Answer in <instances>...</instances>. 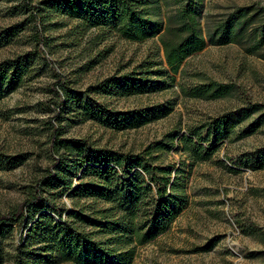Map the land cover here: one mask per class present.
<instances>
[{
  "label": "rangeland",
  "instance_id": "1",
  "mask_svg": "<svg viewBox=\"0 0 264 264\" xmlns=\"http://www.w3.org/2000/svg\"><path fill=\"white\" fill-rule=\"evenodd\" d=\"M41 1L0 0V33L15 30L0 47V62L18 59L24 66L16 87L7 92L4 87L0 94V213L30 198L40 182L46 213L66 218L76 204L94 218L93 210L109 204L71 199L60 193L62 187L43 184L53 166L60 159L73 167L84 160H106L113 151L148 152L153 164L171 169V177L179 170L186 205L165 233L136 246L130 264H264V44L256 52L247 51V43L208 44L182 62L169 88L124 95L110 92L106 80L142 71L149 81L156 80L155 70L165 67L159 36L126 40L115 28L89 26ZM187 1L157 0L149 9L167 24ZM192 4L205 32L236 7L264 6V0ZM39 33L41 49L35 45ZM215 84L224 91L214 90ZM63 86L85 92L82 102L60 104ZM201 86L209 88L199 96L190 94ZM89 105L105 113L143 111L148 121L124 127L130 121L117 125L123 116L90 118ZM166 106L170 113L157 117L155 112ZM224 117L232 127L225 120L211 125ZM183 136L210 153L196 159L183 149ZM159 144L164 147L157 149ZM76 145L83 146L82 152ZM71 172L76 184L79 171ZM13 228L2 240L3 264H13L15 249L29 237L23 223ZM107 237L93 235L102 241ZM27 246L36 247V240Z\"/></svg>",
  "mask_w": 264,
  "mask_h": 264
},
{
  "label": "trees",
  "instance_id": "2",
  "mask_svg": "<svg viewBox=\"0 0 264 264\" xmlns=\"http://www.w3.org/2000/svg\"><path fill=\"white\" fill-rule=\"evenodd\" d=\"M156 3L157 0H42L40 5L51 9L55 6L62 8L65 14L83 19L89 26L115 28L126 40L142 41L159 36L165 67L155 70L156 80L149 81L143 75L144 71L140 72L142 75L132 72L106 80V87L110 92L124 95L169 88L175 81L182 62L208 44L247 43L249 52L258 51L264 44V6H238L204 32L197 21L192 0H188L171 14L167 18V24L153 18L157 14L150 12L149 8ZM33 17L36 20L37 17ZM14 34V27L0 33V47L8 43ZM36 37L35 45L37 49H41L43 36L39 33ZM23 70L24 66L18 59L0 62V94L16 87ZM4 87L6 90L1 92ZM208 88L195 87L190 94L199 96ZM223 88L222 84L214 85V90L218 93H222ZM63 89L65 95L58 92L60 104L71 100L82 102L85 92L65 89V86ZM87 111L90 118L123 116L117 125L130 121L124 127L148 121V118L142 116L143 111L105 113L92 105L88 106ZM170 111L171 107L166 106L155 112V115L165 116ZM224 120L225 117L216 119L211 125L217 127ZM225 122L229 128L232 127L230 120ZM52 138L55 140V132L52 133ZM181 142L183 149L190 151L196 159H204L210 153L205 151L204 154L201 146L193 143L189 137L183 136ZM187 143L190 148H186ZM70 144L69 140L65 145L68 147ZM163 147L159 144L156 148ZM76 149L80 153L83 146L76 145ZM108 156V159L101 158V161H81L78 167L69 164L65 166L64 159H60L42 183L62 187L60 193L66 192L71 199L99 200L109 206L93 210L96 217L91 218L84 213V207L77 208L74 204L67 211L66 218L59 215L55 219L44 211L48 208L38 182L30 198L21 201L11 211L0 213V264L5 262L6 257L2 240L12 232L16 223L19 226L23 223L25 228L28 227L29 237L15 249L13 264H50V261L130 264L137 245L148 243L165 233L186 205V194L183 187L179 186V170L176 169L171 177V169L153 164L154 158L148 152L131 154L113 151ZM16 159L11 158V161L15 163ZM71 170L79 171V181L76 184L71 181ZM85 225L92 226L94 230L85 232L81 228ZM95 234L108 237L105 241L96 240L93 238ZM31 239L36 240V247L27 246Z\"/></svg>",
  "mask_w": 264,
  "mask_h": 264
}]
</instances>
